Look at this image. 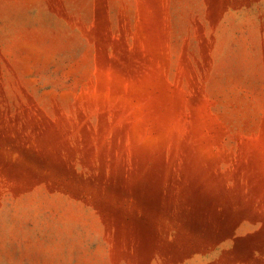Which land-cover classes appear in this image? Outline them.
Segmentation results:
<instances>
[{"label":"rangeland","instance_id":"374dc122","mask_svg":"<svg viewBox=\"0 0 264 264\" xmlns=\"http://www.w3.org/2000/svg\"><path fill=\"white\" fill-rule=\"evenodd\" d=\"M0 264H264V0H0Z\"/></svg>","mask_w":264,"mask_h":264}]
</instances>
